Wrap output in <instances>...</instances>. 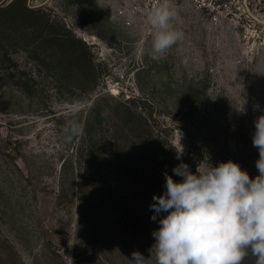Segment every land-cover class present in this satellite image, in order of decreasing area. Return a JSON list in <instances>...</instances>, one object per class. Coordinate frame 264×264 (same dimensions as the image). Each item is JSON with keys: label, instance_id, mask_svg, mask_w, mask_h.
<instances>
[{"label": "rangeland", "instance_id": "1", "mask_svg": "<svg viewBox=\"0 0 264 264\" xmlns=\"http://www.w3.org/2000/svg\"><path fill=\"white\" fill-rule=\"evenodd\" d=\"M217 1L222 2L218 13L199 9L195 0H170L177 11L172 24L184 38L155 53L147 16H120L123 0H25L29 8L46 12L55 30L63 26L86 45L96 86L87 100L69 101L78 100L83 78L61 71L74 65L55 43L47 52L62 81L39 79L36 89L44 93H20L0 73V252L6 238L22 264L35 259L45 264L39 255L50 241L69 263L79 236L80 260L95 264L110 257L129 264L132 252L139 251L147 264H155L151 233L159 225L149 209L155 193L140 174L137 145L98 147L91 162L69 157L63 174L62 162L80 137L68 142L65 128L70 121L83 124L100 95L108 108L131 98L145 101L137 112L142 110L152 133L142 141L158 148L173 180L178 176L172 168L181 161L190 171L197 168L187 155L190 141L203 149L219 142L225 118L251 137L254 120L264 114V0ZM17 60L29 64L22 54ZM97 134L112 137L110 127ZM0 264H7L3 255Z\"/></svg>", "mask_w": 264, "mask_h": 264}, {"label": "trees", "instance_id": "2", "mask_svg": "<svg viewBox=\"0 0 264 264\" xmlns=\"http://www.w3.org/2000/svg\"><path fill=\"white\" fill-rule=\"evenodd\" d=\"M54 43L58 47L59 53H63L69 63L74 65V68L68 69L64 66L61 71L70 72L75 75L73 76L75 78H83V81H80L77 86L80 91L78 100L71 98L69 101L87 100L89 93L96 86V67L92 64L91 57L86 51V45L74 38L63 26L59 30H55V25L49 15L41 9L29 8L25 0H11L6 4H0V73L10 79L14 86L20 89V93L27 95L37 91L44 93V88L36 89L39 79L45 81L51 79L59 83L62 81L54 70L56 67H52V56L47 52ZM18 54L24 55L29 66L27 64L20 65L17 60ZM59 65H62V62L57 65L58 68ZM59 87L61 88L60 84L54 88ZM71 95L77 94L71 92ZM106 100L100 95L90 105L83 123V134L79 137L75 152L72 151L62 162L63 174L66 168L65 163L69 157L71 161H78V164L81 161L91 162L98 147L113 146L112 144L115 142L116 147L125 149L124 147L134 144L137 145L135 148V151L138 152L137 155L141 154L140 174L150 183L147 190L160 195L164 190V173L166 171L158 148H152L148 143L142 141L152 133V127L142 116V110L137 112L139 104L143 105L145 101L131 98L126 101H116L111 108H108ZM207 116L211 115L207 113L202 117V120L207 122ZM224 121L225 123L222 122L223 126H220L222 130L219 134V142L216 141L210 144L209 148L203 149L196 147L194 141L191 140L187 155L194 157V161H197L196 167L200 166L201 162L199 161H202L204 165H209V163L215 165L221 161L232 160L238 163L243 170H246L250 178L258 175L255 166L258 150L253 147L249 132L244 127L239 128L234 121H230V118L227 120L225 118ZM215 122L218 121L215 120ZM109 127L112 133L111 139L97 136L99 130L105 131ZM202 133L203 137L204 132ZM191 171L195 172L196 169L193 168ZM167 174L169 175L168 172ZM181 179L178 177V180L174 181ZM61 183L63 184L62 179ZM3 241L4 247L0 255L6 257L7 264H17L18 262L22 264V259L11 242L6 238ZM73 241L69 263L64 262L61 250L54 247L50 241L44 243L42 255H39L42 262L45 264H93L88 258L80 260L79 251L82 240L79 239V236ZM118 251L119 249H117ZM244 260L246 264H255L256 257L249 250ZM95 261V264H120L116 258L111 259L110 257ZM39 262L35 259V264Z\"/></svg>", "mask_w": 264, "mask_h": 264}, {"label": "clouds", "instance_id": "3", "mask_svg": "<svg viewBox=\"0 0 264 264\" xmlns=\"http://www.w3.org/2000/svg\"><path fill=\"white\" fill-rule=\"evenodd\" d=\"M176 16L170 0L147 13L155 53L183 40V31L172 24ZM83 130L82 123L70 121L66 140ZM251 140L258 150L254 177L232 160L197 166L195 172L181 161L172 168L179 181L164 173V190L149 204L150 219L159 225L151 233L155 264H242L249 250L255 264H264V114L254 120ZM147 259L134 251L128 260L147 264Z\"/></svg>", "mask_w": 264, "mask_h": 264}, {"label": "built area", "instance_id": "4", "mask_svg": "<svg viewBox=\"0 0 264 264\" xmlns=\"http://www.w3.org/2000/svg\"><path fill=\"white\" fill-rule=\"evenodd\" d=\"M124 6L120 7L118 13L120 16H147V13L153 8L159 6L161 1L159 0H123ZM199 9H205L208 11L218 13L220 11L221 3L217 0H195Z\"/></svg>", "mask_w": 264, "mask_h": 264}]
</instances>
